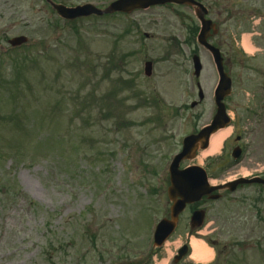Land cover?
Returning <instances> with one entry per match:
<instances>
[{
	"label": "rangeland",
	"instance_id": "1",
	"mask_svg": "<svg viewBox=\"0 0 264 264\" xmlns=\"http://www.w3.org/2000/svg\"><path fill=\"white\" fill-rule=\"evenodd\" d=\"M9 1L8 4H18L19 22L18 28L9 35L26 36L28 45L0 56V264L126 263L118 261L124 256L115 249L106 255L98 243L93 250L90 235H85L89 233L82 234L88 226L99 238L112 244L116 240L128 246L131 240L129 251L139 256V261L144 259L142 256L152 247L154 227L166 209V196L156 187L164 183L165 188L167 168L177 153L178 139L210 120L217 78L209 55L198 48L203 69L196 79L191 63L195 42L189 48L190 56L178 45L181 54L175 57V63L156 65L153 77L147 80L142 75V61L137 56H125H128V17L88 18L67 24L51 11L39 9L43 7L41 0ZM60 1L67 6L93 3L102 7L111 0ZM247 1L257 10L256 13L247 12L251 15L248 20L241 17L243 12H239L240 18L222 15L219 20L215 19L226 38L225 54H233L232 42L240 50L246 40L249 49L243 47L245 52L255 55L257 60L250 66L234 63V67L229 68L232 93L225 101L228 107L236 103L257 106L264 99L261 89L264 82V74L261 75L264 69V0ZM243 6L250 8L245 3ZM168 16L165 10H152L135 18L155 22ZM181 18L188 26L190 22ZM171 20L173 26L164 23L154 31L162 39L149 43V58L170 57L163 58L160 50L169 47L175 52L174 40L182 43L180 31L183 30L175 26L179 19ZM0 26H4L1 21ZM239 29L241 35L237 33ZM142 30L148 32V28ZM110 54L115 56V65L113 68L106 65L105 72H101L98 68H102ZM229 57L233 60V56ZM128 79H134L129 92ZM41 81L50 84L48 91L57 101L44 94L47 92H43ZM195 82L204 97L198 107L182 112V104L189 106L191 101H198ZM140 92L146 96L140 97ZM151 92L154 95L162 93L165 105L180 106V110H169L162 118H157V108L143 105L142 101ZM87 94L93 95L97 107L88 105ZM79 95L84 97L78 98ZM59 99H70V109ZM64 108L71 114L65 113ZM18 109H23L21 112H26L28 117L36 112L39 119L44 120L40 132L26 137L18 131ZM148 117L155 119L156 124L162 123L160 131L143 122ZM61 125L67 127L68 135L73 132L72 136H66ZM138 125L146 126L147 134L143 132L145 128L140 129ZM74 129L79 137L82 136L77 147L72 144L75 142ZM259 131L254 141V145H258L255 159L247 154L236 166L228 168L224 164L227 143L219 166L215 162L220 153L206 161L183 164H206L212 184L229 177L259 175L255 168L264 165V127L261 135ZM54 135L67 138L55 139ZM159 137L165 142L157 143ZM31 138L37 143L45 138L46 145L35 150ZM153 187L156 194L151 192ZM252 191L254 188L232 196L235 200L251 197ZM233 202L226 196V200L222 198V202L213 204L212 217L210 221L207 218L208 223L197 237L204 236L218 244L214 250L224 246L223 253L238 263L264 264V218H252V211L238 210ZM146 209H153L156 217L149 218ZM180 234L178 231L166 242L167 253H175L182 241ZM134 238H146L139 241L146 244H136ZM256 245L261 247L258 251ZM167 253L161 248L153 256V262L166 259ZM215 258L216 254L212 264H222L216 263ZM169 264H173L172 261ZM178 264L195 262L187 258Z\"/></svg>",
	"mask_w": 264,
	"mask_h": 264
},
{
	"label": "water",
	"instance_id": "2",
	"mask_svg": "<svg viewBox=\"0 0 264 264\" xmlns=\"http://www.w3.org/2000/svg\"><path fill=\"white\" fill-rule=\"evenodd\" d=\"M176 0H117L114 3L110 4L104 11H101L99 9H96L94 6L86 4L83 6H76L73 8H68L63 5H56L51 4L54 11L63 19L65 20H74L80 17H86L90 15H102L104 13H114V12H122V13H130L132 10L137 8H147L150 5L154 4H163L167 2H174ZM178 1V0H177ZM200 8V7H198ZM205 14V11L200 8V10L196 11V15L198 19L201 21V30L200 34L198 36L199 43L207 47L210 51H212L213 56L215 58V61L219 62V54L218 51L208 45H206L205 42V33H208L210 27V22H207L203 19V15ZM24 38H17L11 42V44H20L24 42ZM196 68L199 67L198 61L194 59ZM220 87V88H219ZM219 93H217L216 96V103L218 105V113L216 118L214 119V122L211 127L207 128V130L204 132V137L200 135V138L205 139L208 134L215 131L220 126H223L224 123L219 122L220 119H224V109L221 104V100L223 98L221 89L225 90L227 87H229V80L221 75L220 85H219ZM191 144H189L186 148L183 149L182 153L179 154L175 159L173 160V163L170 166V177H171V184L172 186L168 190V196L170 199H174L176 195L182 194L184 199H189L192 195L195 193L201 191L205 187V176L204 173L198 169V168H190L183 172H179L177 170L178 164L183 159H189L191 158ZM253 182H260L264 183V181L253 179V180H238L232 184V186H236L238 184L242 183H253ZM182 206L174 205L172 208V214L171 218L168 221H162L157 229H156V235H155V241L156 243H160L167 234L174 228L176 217L178 213L181 211Z\"/></svg>",
	"mask_w": 264,
	"mask_h": 264
},
{
	"label": "flooded vegetation",
	"instance_id": "3",
	"mask_svg": "<svg viewBox=\"0 0 264 264\" xmlns=\"http://www.w3.org/2000/svg\"><path fill=\"white\" fill-rule=\"evenodd\" d=\"M196 1H198V2L200 1V3H202V4H204L206 6L208 16H211V17L213 16L211 14L214 13V12H222V11H226V10H230V11L235 10L233 8L227 9L226 7H228V6L216 4L218 2L217 0H196ZM9 2H11V1H9V0H0V20H3V18H4L8 22V25L5 26L4 30L0 31V50L1 51H3L4 49L8 48V46L6 45L8 39L6 38L5 35L8 34L9 29H13V28L17 27L18 24H19L17 22L16 15H14L11 18V11L13 10V12H15L16 4H14V3L8 4ZM226 2H228V1H226ZM229 2L230 3H235V0H231ZM44 5H45V7H48V5L46 3ZM172 8L175 9V10H177V8H179L180 10L182 9L181 7H178V5H175ZM9 50L12 51L13 49H9ZM239 139L240 138H237V140H239ZM261 190H262V188L260 186H257L256 201H258V195L261 193ZM202 202H206V201H202ZM198 208H203L205 210L206 217H207V209H206L207 208V204L204 203V204H196V206L194 208L187 207L184 210V212L182 213V216L186 212H187V215H185L183 218H189L190 214L194 210H196Z\"/></svg>",
	"mask_w": 264,
	"mask_h": 264
},
{
	"label": "bare ground",
	"instance_id": "4",
	"mask_svg": "<svg viewBox=\"0 0 264 264\" xmlns=\"http://www.w3.org/2000/svg\"><path fill=\"white\" fill-rule=\"evenodd\" d=\"M243 46L245 49H249L246 43V40H244ZM229 134H230V129H226V130L219 131L218 133L212 135L210 137L208 148L200 153V156L198 157V159L202 161L206 157H210L215 154H218L223 143L228 138ZM192 248H193V252H192L191 257H192V260H194L195 262L207 263L208 261L211 260L212 252L208 250L204 244L200 242H193ZM165 263L166 261H162L159 264H165Z\"/></svg>",
	"mask_w": 264,
	"mask_h": 264
}]
</instances>
